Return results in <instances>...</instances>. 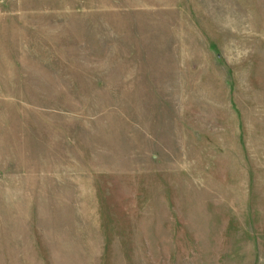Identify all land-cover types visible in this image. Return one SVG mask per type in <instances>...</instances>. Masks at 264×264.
I'll return each instance as SVG.
<instances>
[{"label":"rangeland","instance_id":"obj_1","mask_svg":"<svg viewBox=\"0 0 264 264\" xmlns=\"http://www.w3.org/2000/svg\"><path fill=\"white\" fill-rule=\"evenodd\" d=\"M0 264H264V0H0Z\"/></svg>","mask_w":264,"mask_h":264}]
</instances>
